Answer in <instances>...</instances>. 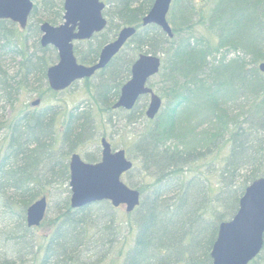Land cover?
Returning a JSON list of instances; mask_svg holds the SVG:
<instances>
[{"label":"trees","instance_id":"obj_1","mask_svg":"<svg viewBox=\"0 0 264 264\" xmlns=\"http://www.w3.org/2000/svg\"><path fill=\"white\" fill-rule=\"evenodd\" d=\"M63 1L37 0L25 29L0 19V102L14 104L30 92L46 104L0 127V220H8L0 227L6 247L0 264H102L127 222L135 228L133 243L125 250L116 246L112 263L212 264L219 224L236 213L246 186L264 176V0H207V8L196 0H172V37L155 24L142 25L154 0H106L108 24L74 43L77 60L94 64L121 27L136 31L103 69L79 81L91 101L72 109L49 102L59 93L46 76L57 52L40 44V23H60ZM142 52L162 60L148 81L163 99L153 119L145 115L146 95L131 110L113 108ZM6 56L18 57V64L7 67ZM95 117L121 120L117 125L126 130L142 122L131 144L149 182L128 180L141 199L123 223L106 200L70 206L68 154L88 135L83 133L94 131ZM85 158L95 162L100 156ZM48 188L64 198L37 245L25 215ZM249 264H264V239Z\"/></svg>","mask_w":264,"mask_h":264},{"label":"water","instance_id":"obj_2","mask_svg":"<svg viewBox=\"0 0 264 264\" xmlns=\"http://www.w3.org/2000/svg\"><path fill=\"white\" fill-rule=\"evenodd\" d=\"M172 0H154L142 18V25L155 24L169 37L173 33L167 20ZM33 0H0V19H9L21 28L27 25L33 9ZM105 6L102 0H64L62 22L53 25L47 21L40 24V44L52 46L57 51V61L47 68V82L51 89L61 91L73 82L92 76L103 69L121 50L136 28L123 26L116 37L106 43L94 64L79 63L74 54V41L90 38L103 30L107 24L102 15ZM161 66V57L140 53L131 66L130 77L122 84L113 108L130 110L137 100L148 96L145 115L153 119L161 107V98L148 86V80L156 75ZM260 70L264 72V62ZM39 99L31 102L37 105ZM101 158L97 162L84 161L78 153L69 159L70 206L78 209L101 200H108L113 207L125 205L131 212L140 202V192L122 180V175L131 170L133 163L122 148L112 149L106 138L101 139ZM45 196L35 200L26 210L29 227L38 226L45 217ZM264 236V176L248 184L239 199L236 213L218 227L212 245V264H248L261 251Z\"/></svg>","mask_w":264,"mask_h":264},{"label":"rangeland","instance_id":"obj_3","mask_svg":"<svg viewBox=\"0 0 264 264\" xmlns=\"http://www.w3.org/2000/svg\"><path fill=\"white\" fill-rule=\"evenodd\" d=\"M196 1H197V5L200 8L208 7L207 0H196ZM36 2L37 0H34V4ZM36 19L37 17L32 20L33 24L36 21ZM201 31L205 33V26L204 28L201 29ZM32 33H34V29H30V31L26 33L29 39L28 41L30 46L32 45V41H33ZM4 62L5 64H7V67L11 68L12 66H16L18 64L19 58L14 56H6ZM85 90L86 89L83 87V85L79 81H77L76 84L71 85L65 91L59 92L56 95V97L55 96L54 98L51 97L52 100L50 98L49 102H53V104L61 105L62 107L65 106L66 109L69 108L72 109L75 106L82 107L84 105L89 104L91 101V98H89V95L86 93ZM37 97L38 96L35 93L23 92L17 97L14 104H4L0 102V127L3 125L2 122L9 124L15 118V116L19 115L24 111L30 109L32 110L33 108H40L41 106H44L45 104L44 101H41L38 106L35 107L31 106L30 102ZM120 115L122 114L118 112L116 116L118 117ZM91 122H92L91 127L95 128L94 131L91 132L90 130L89 132L83 133V135L85 134L88 135L82 137L83 138L82 142L78 143L79 145H77L76 151L74 152H78L81 155V157L84 158L85 160H86L85 156L87 154H90L91 156L94 157H97L98 154L100 156L99 143L101 138L105 137L110 142V145L113 148L125 149L126 154L133 163V167L131 168V170L126 172L122 176V180L128 184H129L128 182L129 179L137 184H141L143 182L146 183L149 182V178L145 176L144 172L140 168H138L139 167L138 158H135L134 155L135 149L134 146L131 144L135 136L139 133V131L142 130V122L140 124H137L136 126L128 127L127 130L126 128H122V127L119 129L120 126L117 125V123L123 125V122L121 120L112 119L110 120V122L108 121L102 122L100 117L99 118L95 117L92 119ZM131 128H133L132 131ZM0 132H4V131L0 130ZM3 142H6V137L4 138ZM220 151L221 150H218L216 152L217 156H219V154L221 153ZM70 154H68V158ZM217 159L219 158L217 157ZM46 173L47 170L43 171L42 174H46ZM47 194L48 195H46V197H47L48 205H47L45 218L40 223V225H38L37 227H33L37 245L41 244L43 236H45L47 232H50V220L52 217L55 216L56 211L62 205V199L64 198L63 195L59 194L58 190L53 188H48ZM0 215H2L1 210H0ZM116 216L121 223H123L122 219L128 221L127 212L125 211L124 205H120V207L116 208ZM5 225H8V220L6 219H3L2 221L0 220V227H4ZM119 227L120 229L121 227L123 229L120 231L121 235L119 236V241H117V244L113 246V248L110 251V254L113 253L114 248L116 246L117 249L125 250L128 246H130L133 243L135 228L129 225V222H127L125 225L120 224ZM4 248L3 245L0 244V251H2ZM118 252L119 253H117V255H120V253L123 251H118ZM110 254L102 261V264H110V262L111 264H116V263H112L114 257L113 258L110 257ZM116 258L117 260H119V256H117Z\"/></svg>","mask_w":264,"mask_h":264},{"label":"flooded vegetation","instance_id":"obj_4","mask_svg":"<svg viewBox=\"0 0 264 264\" xmlns=\"http://www.w3.org/2000/svg\"><path fill=\"white\" fill-rule=\"evenodd\" d=\"M104 2H105V6H104V8H103V10H102V15L104 16V18L106 19V21H107V24H108V19H107V17L105 16V14H104V10H105V8L107 7V4H106V0H103ZM29 19V18H28ZM3 20H9V19H3ZM9 21H11V20H9ZM15 24H17V23H15ZM107 24H106V26H107ZM106 26H105V28H106ZM104 28V29H105ZM91 38V37H90ZM90 38H88V39H90ZM88 39H83V40H80V41H84V40H88Z\"/></svg>","mask_w":264,"mask_h":264}]
</instances>
